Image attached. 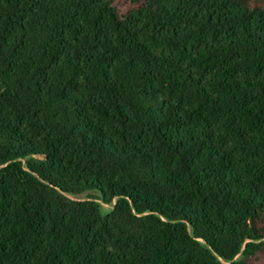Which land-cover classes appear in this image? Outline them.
<instances>
[{
  "label": "trees",
  "instance_id": "16d2710c",
  "mask_svg": "<svg viewBox=\"0 0 264 264\" xmlns=\"http://www.w3.org/2000/svg\"><path fill=\"white\" fill-rule=\"evenodd\" d=\"M0 264H264V0H0Z\"/></svg>",
  "mask_w": 264,
  "mask_h": 264
},
{
  "label": "rangeland",
  "instance_id": "374dc122",
  "mask_svg": "<svg viewBox=\"0 0 264 264\" xmlns=\"http://www.w3.org/2000/svg\"><path fill=\"white\" fill-rule=\"evenodd\" d=\"M121 2V1H120Z\"/></svg>",
  "mask_w": 264,
  "mask_h": 264
}]
</instances>
